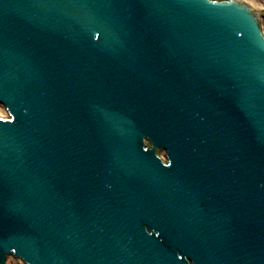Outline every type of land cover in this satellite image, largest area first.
Here are the masks:
<instances>
[{"label":"water","instance_id":"obj_1","mask_svg":"<svg viewBox=\"0 0 264 264\" xmlns=\"http://www.w3.org/2000/svg\"><path fill=\"white\" fill-rule=\"evenodd\" d=\"M252 6L0 0V264H264Z\"/></svg>","mask_w":264,"mask_h":264},{"label":"rangeland","instance_id":"obj_2","mask_svg":"<svg viewBox=\"0 0 264 264\" xmlns=\"http://www.w3.org/2000/svg\"><path fill=\"white\" fill-rule=\"evenodd\" d=\"M244 1H246L250 5H253V7H256L257 5L264 9V0H244ZM263 25H264V20H263ZM0 112L2 114L7 113L5 107L2 104H0ZM8 264H25V263H23V261L15 260L14 258H10Z\"/></svg>","mask_w":264,"mask_h":264},{"label":"bare ground","instance_id":"obj_3","mask_svg":"<svg viewBox=\"0 0 264 264\" xmlns=\"http://www.w3.org/2000/svg\"><path fill=\"white\" fill-rule=\"evenodd\" d=\"M257 10H263V8L262 7H260V6H257L256 5V7H255ZM264 20V19H263ZM263 29H264V25H263ZM19 261H21V260H19Z\"/></svg>","mask_w":264,"mask_h":264},{"label":"snow or ice","instance_id":"obj_4","mask_svg":"<svg viewBox=\"0 0 264 264\" xmlns=\"http://www.w3.org/2000/svg\"><path fill=\"white\" fill-rule=\"evenodd\" d=\"M212 3L215 4L216 3V0H212Z\"/></svg>","mask_w":264,"mask_h":264}]
</instances>
